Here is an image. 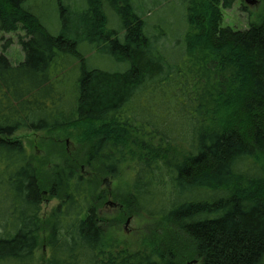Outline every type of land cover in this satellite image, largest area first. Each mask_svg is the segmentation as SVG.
<instances>
[{"label":"trees","instance_id":"16d2710c","mask_svg":"<svg viewBox=\"0 0 264 264\" xmlns=\"http://www.w3.org/2000/svg\"><path fill=\"white\" fill-rule=\"evenodd\" d=\"M63 1L56 3L66 25ZM86 1L71 37L67 26L52 36L27 0H0V33H24L22 62L0 55V264H38L46 193L60 200L44 237L46 264H264V19L245 31L222 29L221 10L234 0H185L175 63L147 28L150 9ZM106 8L121 30L109 27ZM79 41L129 68L88 69ZM69 75L75 79L65 84ZM22 130L76 132L88 163L115 180L128 173L129 200L162 235L146 250L105 254L95 180L72 161L45 180L13 139Z\"/></svg>","mask_w":264,"mask_h":264},{"label":"rangeland","instance_id":"374dc122","mask_svg":"<svg viewBox=\"0 0 264 264\" xmlns=\"http://www.w3.org/2000/svg\"><path fill=\"white\" fill-rule=\"evenodd\" d=\"M254 1L256 4L250 5L245 0H234L229 9L221 10V28L245 31L251 23L261 22L264 19V0ZM63 3L68 6V10L64 14L66 15V25L56 0H27L25 8L40 20L52 36L62 33L65 26H67L69 36H77L79 25H82L83 12L88 3L86 0H64ZM133 4L138 7L140 12L151 10L148 17L144 16V19L147 18L148 20V30H152V36L155 41L159 42L157 46L161 49L164 57L168 61L178 62L184 51L183 39L187 32L186 1L134 0ZM105 13L109 20V27L121 30L119 17L107 8ZM23 36L24 33L20 30L8 34L0 33V55L3 54L13 66L18 65L24 59V54L18 44V37ZM122 36L123 33L120 34V37ZM5 44L8 45L4 47ZM79 51L84 55L87 68L90 70L122 73L129 68L128 64L113 60L107 50L91 49V46L85 42L79 41ZM72 67L74 66L72 65ZM76 70L77 62H75V68L72 71L75 72ZM67 79L65 84L72 83L75 76L69 75ZM70 87L68 86L67 90ZM151 98L152 96L146 95V101L148 99L151 101ZM152 101L154 104V97ZM150 118H155V116L150 114ZM173 123L176 125L179 122L173 121ZM75 135L76 132L74 131H61L52 135H45L44 133L22 130L16 132L13 139L19 140L27 149L33 167L38 171V175L45 177V180L50 179L56 165L62 164L64 161L74 162L82 175L95 180L97 185L93 189L95 191L94 197L100 198L98 216L108 237L105 254L115 253V251L124 248L128 250L148 249L153 238L156 235L157 237L162 235L161 228L163 226L157 221L142 217L135 210L133 203L129 200L128 173L125 171L120 180H115L109 174L101 172L97 165L88 163L84 155L88 148L76 145L73 140ZM131 150H135V148L131 147ZM41 181H44L43 178ZM0 201L3 202L1 197ZM59 203L60 200L50 198L46 193L39 215L42 234L40 235V249L37 251L38 264H46L44 237L47 234L50 211ZM111 205H117V207H111ZM162 206L163 204L160 202L158 207L162 209ZM2 209L0 207V210ZM194 260L185 261L183 264H199V262L193 263Z\"/></svg>","mask_w":264,"mask_h":264},{"label":"water","instance_id":"95a60500","mask_svg":"<svg viewBox=\"0 0 264 264\" xmlns=\"http://www.w3.org/2000/svg\"><path fill=\"white\" fill-rule=\"evenodd\" d=\"M245 2H246L247 4H250V5H254V4H256V2H255L254 0H245ZM193 263H195V262H193Z\"/></svg>","mask_w":264,"mask_h":264},{"label":"flooded vegetation","instance_id":"af4514ba","mask_svg":"<svg viewBox=\"0 0 264 264\" xmlns=\"http://www.w3.org/2000/svg\"><path fill=\"white\" fill-rule=\"evenodd\" d=\"M43 203H44V202H43ZM57 205H58V204H57ZM55 207H56V206H55ZM55 207H54V208H55ZM111 207H115V208H116V207H117V205H116V206H114V205H111ZM98 209H99V208H98ZM50 212H51V211H50ZM97 212H98V210H97ZM41 232H42V229H40V234H42ZM43 239H44V238H43Z\"/></svg>","mask_w":264,"mask_h":264}]
</instances>
